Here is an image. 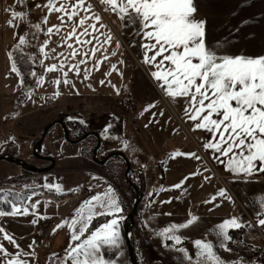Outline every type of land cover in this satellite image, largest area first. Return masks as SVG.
<instances>
[{"label":"rangeland","instance_id":"1","mask_svg":"<svg viewBox=\"0 0 264 264\" xmlns=\"http://www.w3.org/2000/svg\"><path fill=\"white\" fill-rule=\"evenodd\" d=\"M100 1L101 0H84V6L90 7L91 11L86 13L83 8H80L77 10V14L73 17V20L69 21L67 16L61 12H49V0H15L16 10L24 13V17L16 18L13 45L9 53L12 54V63H15L17 73H19L21 82L19 95L23 88L27 92L20 98L19 96L13 98V103L16 106L12 113V116L15 118L13 119L14 131L20 136L17 137L18 141L13 142L11 149L9 151L5 150L3 154H17V157L36 167H44L47 165L45 162L37 160L32 156L31 148L40 137L44 127L49 122L59 119V116L66 118L65 123L66 125L68 124L73 133L72 135L69 133L71 139L79 138L78 127L86 128V132H100L102 140L101 147L98 151V157L100 159L112 151H122L127 156L131 167L134 170L141 171V174L135 171L129 175V180L139 191H143V197L138 206L134 218V227L132 229V243L134 245L136 223H139L141 216L145 215L146 210L152 202H148V198L153 192L157 194V190L164 183V165L161 168L159 161L162 155L167 152H161L159 154L151 153L147 147V143H145L146 140L141 136L139 126H136V121H134V113L137 111V106L132 102L133 95L135 94L134 88L136 87L135 85H137L136 83L139 77L143 76L144 78L136 57L138 43L136 37L139 33V31H137L139 24L138 22H127V25L132 27V30L126 32L124 41H120L115 34V32H118V26L111 27L108 24L100 6L97 4ZM74 2L75 0H52L55 7H59L62 4L69 5ZM192 2L195 9L202 15L205 21L206 47L214 49L216 54L221 56L264 55V0H192ZM93 15L100 16L101 19L99 22L92 19ZM85 16L88 17L84 25L89 32L87 36L81 34L83 30L79 27V20ZM94 23L96 25L95 30L89 27V25ZM101 25H103V27H101ZM73 26H76L79 38L82 41H89V43L78 45L74 37L68 38L67 34L71 31ZM133 27L135 28L133 29ZM49 28H53L51 33H48ZM57 28L59 31H57ZM20 35L25 36L26 42L24 45L17 47ZM109 36L111 39L105 44L104 41ZM62 38L65 39L67 43L72 44V47L76 49L78 54L75 58H70L71 50L67 48L66 43H61ZM45 41H47L46 45ZM41 46L45 47L46 55L40 52ZM118 47H122L125 53L126 67L120 92L121 98L119 101L114 99L115 105H103L99 99H95V101L92 102L90 99L86 98L81 102L71 103L70 106L63 109L62 112H57V104L60 100L57 95L54 96L56 99L54 107H46L44 104L36 105L32 102L33 97L38 94L47 95L45 93L46 88L43 84H37V78L39 76L45 78L46 74H63L67 72L69 83L78 84L79 87L85 84V82H90L91 85H95L101 80L100 65L102 59H105L107 57L106 54L109 53L110 63H113L114 60L115 63H117V56L115 54H117L116 49ZM91 48H96L97 51L92 53L90 51ZM85 53H87V55H85ZM81 60L85 62L81 63ZM97 61H99V68L95 66ZM62 62L64 63L63 71H45L48 65H59ZM73 64L78 65V73L69 70ZM33 73H35V75H33ZM86 73L87 79H85ZM44 82H46L47 85H54L53 81L48 79H46V81L44 80ZM38 87H40L42 92L39 91ZM79 99L80 98H75L77 101H79ZM69 100H74V98H69L64 101L66 102ZM120 119H122L121 135H109L107 132L108 129L110 128L115 131L116 125ZM23 122H25L24 125ZM75 124L78 125V127H76ZM56 129L58 134L61 133L59 126H56ZM33 134L36 135V139L28 140V136ZM61 137L63 138V136ZM64 142L69 145L68 147L71 149V152L66 154L73 158L78 154L84 155L85 157L84 162H82V160L71 159L70 164H68L74 167L71 172L77 168L85 171L87 176H94L91 175L93 172L99 173L106 178L107 184L104 189H100L96 192H93L91 184H83L69 195L65 196L70 199H67L65 203L69 204L73 209L67 216L62 218L57 225H62L61 227L67 226V223H70L72 217L76 215L75 210L80 207L81 203L89 200L93 196L100 195L101 200L106 202L105 196L106 193L109 192V189H111L109 197L118 199L123 205L119 219L122 224V221L131 210L134 198L133 191L123 178V162L119 158H113L104 166L95 164L91 160V151L95 144V139L92 137H89L79 144ZM43 143H45V141ZM40 154L54 157L55 153L49 146L46 145L43 147L41 145ZM0 163L3 164L6 162L1 161ZM9 165H11L9 166L11 173H5L7 174V178L0 180V203L9 207L8 212L12 211L13 204L18 206V210L15 214L0 215V229L4 230L0 232V245L3 246L8 254L5 256L3 253H0V262H2V264H7L9 259L16 257L26 262V264H55L56 262H54V260L56 258L47 262V257H44L43 247L36 248L32 238L27 237V231L23 227L27 224L31 226L33 220L32 218H27L28 214L23 212V208L28 197H32V195L35 194L36 196L31 199L34 202L33 204L36 205V210L48 212L49 206L60 202L41 199L40 195L42 192L44 193L47 191L31 193V189H38L39 187H28L30 186L28 180L23 181L16 179V177L20 175L27 177L29 175H40V173H29L15 165ZM35 177L39 179V176ZM36 182L37 180H35L33 184H37ZM228 185L235 191V194H237L240 200H247L244 201L245 206L243 205V209L249 214L255 217L257 213L262 212L264 208L261 206V202L264 200V180L228 182ZM77 191H79L80 194H84L82 197L72 200L71 196ZM55 195L59 199L64 196L57 195L56 193ZM93 203L96 204L95 201H93ZM97 209H99L98 205L94 211ZM238 211L242 213L240 208H238ZM0 212L5 213L4 211ZM111 216L113 217V215ZM239 218L242 219L240 216ZM243 218L246 220L245 217ZM62 222L67 223L62 224ZM121 224V234L123 235ZM59 229L60 227L49 233L47 237V247ZM5 234L10 236L12 240L15 241V244L5 239ZM156 240L157 239H155V242L152 244L153 247L145 243L143 244V248L141 249V264H156V262H161L163 264H209L203 263L202 260L200 262L198 261L196 252L192 248V243L189 240H182L179 245L177 244L170 249L162 247L161 243H158ZM241 241L243 242L242 234ZM250 241L251 240L248 239V243ZM245 242H247L246 239ZM245 242L243 243L246 244ZM248 243L246 245L251 246ZM260 243L262 247H252L260 249L264 257V239L260 238ZM181 249L184 251H181ZM220 258L222 264H264L262 261L246 259L240 253L228 248L221 249ZM125 264H129L128 259Z\"/></svg>","mask_w":264,"mask_h":264},{"label":"crops","instance_id":"2","mask_svg":"<svg viewBox=\"0 0 264 264\" xmlns=\"http://www.w3.org/2000/svg\"><path fill=\"white\" fill-rule=\"evenodd\" d=\"M97 4L100 6L108 24L111 27L118 26V32H115V34L120 41H124L126 32L132 30V27L127 25L129 21L127 19L121 20L108 5L103 3V0ZM16 9L15 0H0V95L11 97V101L0 102V155L5 153V150L9 151L13 146V142L18 141L17 137L20 136L14 131L13 119L15 118L12 116V113L13 109L16 107L13 103V98L19 96L21 82L17 71L14 72L11 70L13 63L12 60L9 59V51L13 45L16 22L14 26H10L8 21L12 19L11 12L13 10L18 12ZM193 17L196 20H204L197 10L193 13ZM134 28L135 27H133V29ZM139 28L140 26L137 31H139ZM136 40L138 41L136 57L144 78L140 76L134 88L135 94L133 95L132 102L137 106V111L134 113L135 125L139 126L141 136L146 140L145 143H147V147L151 153H169V157L163 166L164 183L157 190V194L150 203L145 215L141 216L139 223H136L135 226L134 252L138 264L142 263L141 249L143 248V244L145 243L153 247L152 244L155 242V239L166 249L173 248L177 244L179 245L182 240H189L192 243L191 245L196 255L199 249L194 241L201 240L202 242L212 245L213 253L219 258V261H221V249L227 248L226 245L229 239H223V236L219 233L218 225L224 220L233 217L237 218L238 222L242 225L240 229L243 231V242H245L246 239L247 242L245 243L247 244L248 239H250L251 241L248 244L255 247H262L260 238L264 239V226L259 225L257 220L259 218H264V208L261 213H257L255 217H253V215L243 209V205L245 206L244 201L247 200H240L237 194H235V191L228 185V182L262 181L264 180V172L253 171V173L248 176L243 173L234 174L226 168L228 158L211 148L205 149L203 147L206 141L212 139L211 134L205 130H194V122L187 119L184 114L186 98L177 97L176 100L173 101L162 92L157 81L154 80L150 74L154 69H152L151 65L143 62V49L140 47L142 34H138ZM116 51L117 63H115V60L113 63H110L109 53H107V57L105 56L106 58H103L101 61L100 81H104L103 84L98 81L95 85H91L90 82H85V84H82L80 87L78 84L74 83L65 85L63 82L65 79L64 73H51L45 75V81L46 79L60 81L59 85L54 83V85H47L46 82H43L47 95H53L55 92H59L57 96H59L60 100L57 104V112H62V110L70 106L71 103L81 102L86 98L90 99L92 102L95 101V99H99L103 105H115L114 99L117 101L120 100L126 60L122 47H118ZM149 55H151V53H149ZM257 56L264 55L247 57ZM157 59H159V57ZM120 61H123V63ZM112 65H115V68H113ZM68 78L69 76H67V79ZM38 89L42 92L40 87H38ZM65 98H74V100L65 102ZM75 98L80 99L77 101ZM148 105L154 106L147 107ZM146 108L147 110H145ZM161 112L163 114H161ZM24 123L25 122H23V125ZM56 130V127L50 129L46 135L45 143L42 144L43 147L46 145L49 146L55 153L54 170L47 173H40V175H29L27 177L20 175L16 177V179L23 181L28 180L30 183L28 187H39L42 188V191H52L57 195L64 196L69 195L83 184H91L93 192L104 189L107 180L102 174L93 172L91 175L94 176H87L85 171L77 168L71 172L72 168H74L68 165L71 159L82 160V162H84L85 157L84 155L78 154L73 158L66 154L71 152V149H69V145L63 141L61 137L62 134H58ZM68 130L72 135L73 133L69 126ZM28 137V140L36 139L35 134ZM176 153L178 154L174 155ZM187 153L194 154V156L198 158L185 155ZM9 166L11 165L8 163H0V180L7 178V174L11 173ZM35 176H39V179H36L37 177ZM35 180H37V184H33ZM181 181L183 182L181 183ZM177 184L180 186L174 187V185ZM45 185H59L62 190L57 192L55 187H45ZM221 189L224 190L223 194H220ZM109 194V192L106 193L105 203H107V198L110 196ZM34 196H36V194L32 195V197ZM32 197H28L24 205V208H26L27 205H31V212L27 211L25 214H28L27 218H32V220L35 221L31 226L27 224L23 227L27 231V237L32 238L36 248L43 247L44 257H47V262L56 258L54 260V262H56L55 264H71L70 258L65 259L66 254L62 257H57L58 253L65 248H69L70 243L73 245L77 243V241H71V229L67 226L60 227L48 247L47 237L53 229L57 228V223L67 216L73 208L65 202H60L49 206L48 212H43L42 210H36V208L32 207L34 203L31 199ZM115 200L120 211L113 212V217L109 220H117L120 237L119 246H102L101 254L106 260L111 261V264H125L127 261V253L123 235L121 234V223L119 222L123 205L118 199ZM238 208L241 209L242 213L238 211ZM95 211L103 212L104 214L101 215H107L106 213L108 210L97 209ZM5 214L10 215L12 211L5 212ZM191 216L196 217V219L191 224H188L187 227L176 229L170 227L172 225L186 224ZM239 216L242 219H240ZM243 217H245L246 220H244ZM166 228L170 230L165 232L164 229ZM236 229L239 228H229L227 230L228 236L231 231ZM173 236H179L180 241L176 242L173 240L171 238ZM197 257L199 262L202 260L203 263L210 264L206 256L197 255ZM156 264L163 263L156 262Z\"/></svg>","mask_w":264,"mask_h":264},{"label":"snow or ice","instance_id":"3","mask_svg":"<svg viewBox=\"0 0 264 264\" xmlns=\"http://www.w3.org/2000/svg\"><path fill=\"white\" fill-rule=\"evenodd\" d=\"M103 3L108 5L121 20L127 19L131 23L139 22L138 34H142L140 47L143 49V62L154 69L150 74L166 96L173 101L177 97L186 98L184 114L187 119L194 122V130H205L211 134L212 139L206 141L203 147L211 148L228 158L226 168L234 174L243 173L248 176L253 171L264 172V56H218L214 49L206 47L205 21L196 20L193 17L196 9L192 0H103ZM80 8H83L86 13L91 11L90 7L84 6V0H75L74 3L62 4L59 7H55L52 0H49L48 6L49 12H61L69 21L73 20ZM11 16L12 19L8 21V24L14 26L16 18H23L24 13L13 10ZM87 19L88 17L85 16L79 20V27L83 30L81 34L85 36L89 35L88 29L84 27ZM92 19L99 22L101 18L93 15ZM89 27L95 30L96 25L94 23ZM52 31L53 28L48 29V33ZM57 31H59L58 28ZM67 36L74 37L78 45L89 43L79 38L76 26L72 27ZM110 39L109 36L104 43L107 44ZM25 42V36L20 35L17 47L24 45ZM61 43L67 44V48L71 50L70 58H75L78 53L72 44L67 43L63 38ZM46 44L47 41H45ZM90 51L95 53L97 49L91 48ZM40 52L46 55L44 46H41ZM11 58L12 54L9 53V59ZM84 62L81 60V63ZM120 62L123 63V61ZM98 65L99 61L95 66L98 67ZM112 67L115 68V65ZM63 69L62 62L59 65H48L45 71H63ZM11 70L17 71L15 63ZM69 70L78 73V65L73 64ZM64 76L63 82L67 85L69 83L67 72H64ZM85 79H87V73ZM43 82L44 77L39 76L37 84H43ZM53 83L59 85L60 81L54 80ZM100 83L103 84L104 81ZM55 95H59V92H55ZM185 155L198 158L191 153ZM179 186V184L174 185V187ZM45 187H55L57 192L62 190L59 185H45ZM223 191L221 189L220 194H223ZM97 205L99 209H107V215L120 211L115 199L109 197L105 203L100 195H97L81 203L75 210L76 215L72 217L70 223L62 222V224L67 223V227L72 229L71 241H77L74 245L70 243L69 248L65 250V259L70 258L71 264H111V261L106 260L101 254L102 246H119L120 237L116 219L109 220L85 236L92 217L104 214L94 211ZM35 206V204L32 205L33 208ZM261 206L264 207V200ZM17 210L18 206L13 204L12 214H15ZM23 211L27 213L28 209L24 208ZM4 214L0 212V215ZM195 219L196 217L191 216L186 224L170 227L172 229L187 227ZM257 223L264 226V218H259ZM240 227L242 225L235 217L226 219L218 225L219 233L224 240L230 239L227 234L229 228ZM169 230L164 229L165 232ZM3 231L0 229V232ZM81 237L85 238L81 239ZM4 238L15 244V241L7 234ZM171 238L176 242L180 241L179 236ZM194 243L199 249L198 256H206L210 264H222L213 253L211 244L201 240H196ZM181 251L184 250L181 249ZM0 253L8 255L2 245H0ZM7 264H26V262L13 257L7 261Z\"/></svg>","mask_w":264,"mask_h":264},{"label":"water","instance_id":"4","mask_svg":"<svg viewBox=\"0 0 264 264\" xmlns=\"http://www.w3.org/2000/svg\"><path fill=\"white\" fill-rule=\"evenodd\" d=\"M56 126H59L63 139L69 144H79L88 139L89 137H92L95 139V144L91 151V160L99 165L104 166L108 163L110 159L113 158H119L124 165V173L123 178L125 182L128 184L130 189L133 191L134 198L131 206V210L126 215L125 219L122 221V232H123V240L126 248L127 253V259L129 264H138L137 259L134 252V245L132 243V229L134 227V218L138 209V206L142 200L143 197V191H139V189L129 180V175L135 171H137L139 174H141L140 170H134L131 167V164L127 158V156L122 151H112L108 154H106L102 159L98 157V151L101 147V137L98 132L96 131H87L85 132L81 137L76 139H71L69 130L67 128V125L65 121L62 119H56L54 121L49 122L43 129L40 137L37 139V141L33 144L31 148V154L32 156L40 161L45 162L47 165L44 167H36L32 164L27 163L23 159L19 157H13L11 155L2 154L0 155V162H6L12 165H15L19 167L20 169L27 171L29 173H47L51 172L55 168V159L52 156H43L40 154V147L42 143L45 141L46 135L48 131Z\"/></svg>","mask_w":264,"mask_h":264},{"label":"trees","instance_id":"5","mask_svg":"<svg viewBox=\"0 0 264 264\" xmlns=\"http://www.w3.org/2000/svg\"><path fill=\"white\" fill-rule=\"evenodd\" d=\"M27 91L23 88L21 94L19 95V98L24 96V94ZM60 118H62L65 122H66V118L63 116H59ZM76 125V124H75ZM76 127H78V125H76ZM79 129V134L78 137H81L85 132H86V128L84 127H78ZM108 134L109 135H113V136H118L121 135L122 133V119H120L116 125V130H112V129H108ZM99 135H101L100 132H98ZM11 156L13 157H17L18 155L16 154H11ZM169 157V153H165L162 155L161 159H160V167L162 168V166L164 165L165 161L167 160V158ZM38 191H42V188H38V189H31L30 192H38ZM156 196V192H153L151 194V196L148 198V202H151L153 200V198ZM9 207H6V205L0 203V211H4V212H8ZM112 216L111 215H96L93 216L91 221L89 222V229L86 230L85 236L89 235L91 231H94L98 226H100L101 224L107 222ZM121 222V221H119ZM242 229H236L233 230L229 233V237L230 239L227 242L226 247L230 250H234L237 253H240L244 258L246 259H253L256 261H262L264 263V257L262 256L261 250L254 248L252 246L246 245L241 241V234H242ZM84 237H81V239H83ZM66 248L64 250H62L60 253H58L57 257H62L64 254H66ZM50 261V260H49Z\"/></svg>","mask_w":264,"mask_h":264},{"label":"built area","instance_id":"6","mask_svg":"<svg viewBox=\"0 0 264 264\" xmlns=\"http://www.w3.org/2000/svg\"><path fill=\"white\" fill-rule=\"evenodd\" d=\"M11 100V97L9 96H2L0 95V102L1 101H9ZM32 102L36 105L44 104L46 107H54L56 103V99L53 95H43V94H38L33 97ZM84 194V193H83ZM83 194H80L79 191H77L75 194L71 196L72 200H76L79 197H82ZM41 199L49 200V201H54V202H65L68 197L62 196L60 199L56 197L55 192L52 191H47L44 192L40 195ZM70 200V199H69ZM29 212H31V205L26 207Z\"/></svg>","mask_w":264,"mask_h":264}]
</instances>
